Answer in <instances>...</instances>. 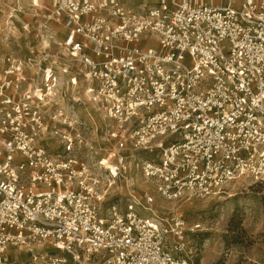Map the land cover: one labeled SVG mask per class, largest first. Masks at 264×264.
<instances>
[{
    "label": "built area",
    "instance_id": "built-area-1",
    "mask_svg": "<svg viewBox=\"0 0 264 264\" xmlns=\"http://www.w3.org/2000/svg\"><path fill=\"white\" fill-rule=\"evenodd\" d=\"M31 2L49 41L0 55V264H194L128 168L168 200L264 177V0Z\"/></svg>",
    "mask_w": 264,
    "mask_h": 264
},
{
    "label": "rangeland",
    "instance_id": "rangeland-1",
    "mask_svg": "<svg viewBox=\"0 0 264 264\" xmlns=\"http://www.w3.org/2000/svg\"><path fill=\"white\" fill-rule=\"evenodd\" d=\"M39 13L31 0H0V55L27 56L49 41V33L40 29ZM55 26L53 35L60 41L61 26ZM84 106L92 108L87 100ZM128 170L132 193L151 208L143 212L166 221L194 264H264V177L240 176L215 194L168 200L133 164ZM121 193L127 195L125 186Z\"/></svg>",
    "mask_w": 264,
    "mask_h": 264
}]
</instances>
